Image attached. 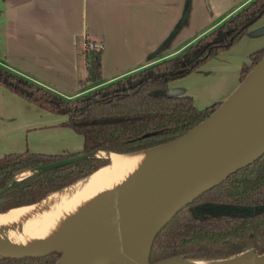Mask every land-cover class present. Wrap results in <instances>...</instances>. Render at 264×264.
<instances>
[{
	"label": "trees",
	"instance_id": "trees-1",
	"mask_svg": "<svg viewBox=\"0 0 264 264\" xmlns=\"http://www.w3.org/2000/svg\"><path fill=\"white\" fill-rule=\"evenodd\" d=\"M187 5V4H186ZM264 13V0H248L176 54L131 71L70 99L0 66V86L43 111L65 116L60 124L81 138L76 152H16L0 156V214L35 205L110 163L95 152L132 154L167 144L207 118L220 102L195 108L188 95L171 96L169 81L180 79L229 49ZM84 43V81L100 77V49ZM264 56L250 52L239 82ZM39 169L14 180L26 170ZM149 264H191L264 254V151L228 174L162 225L151 239ZM60 252L0 256V264H54ZM56 263V262H55Z\"/></svg>",
	"mask_w": 264,
	"mask_h": 264
},
{
	"label": "crops",
	"instance_id": "crops-1",
	"mask_svg": "<svg viewBox=\"0 0 264 264\" xmlns=\"http://www.w3.org/2000/svg\"><path fill=\"white\" fill-rule=\"evenodd\" d=\"M247 1L0 0V66L70 99L176 54ZM85 42L100 49L95 83L84 81ZM262 46L264 13L229 49L167 82L166 92L190 96L196 109L221 103L238 86L246 56ZM64 118L0 86V156L79 151L82 138L60 125ZM135 200L116 191L91 202L103 218L90 225L132 213ZM86 234L92 237L90 230Z\"/></svg>",
	"mask_w": 264,
	"mask_h": 264
},
{
	"label": "bare ground",
	"instance_id": "bare-ground-1",
	"mask_svg": "<svg viewBox=\"0 0 264 264\" xmlns=\"http://www.w3.org/2000/svg\"><path fill=\"white\" fill-rule=\"evenodd\" d=\"M261 61L262 66L264 58ZM241 94L250 96L258 108L235 109L225 118L222 129L207 140L199 139L197 132L191 131L167 144L132 154L95 152L96 156L103 153L110 163L86 180L81 179L88 183L84 187V182H75L35 205L0 214V255H35L58 250L61 257L55 264H120L119 259L131 260L136 254L144 261L148 238L142 244L139 242L138 224L125 208L121 209L126 215L120 225V249L116 256L108 255L111 246L106 235L92 231L93 225L92 237L78 234L79 228H88L90 223L103 218L100 212L95 214L98 210H92L90 203L116 191L120 196L145 202L149 195L198 186L203 172L241 165L264 150V72L249 76ZM35 170L23 171L15 180ZM113 246L117 248L116 240ZM97 252L98 260H93L92 253ZM237 258L192 264H238Z\"/></svg>",
	"mask_w": 264,
	"mask_h": 264
},
{
	"label": "water",
	"instance_id": "water-1",
	"mask_svg": "<svg viewBox=\"0 0 264 264\" xmlns=\"http://www.w3.org/2000/svg\"><path fill=\"white\" fill-rule=\"evenodd\" d=\"M185 15L186 13L185 11H183V16L185 17ZM263 58L264 56L262 57V59ZM262 59H260L259 62L246 73L243 79L239 82L238 86L235 88L233 92L230 93V96L227 99L222 101L216 108H214L213 112L207 118H205L203 121L198 123L197 126L192 128L187 133L191 131H196L197 137H199V139L207 140L212 134H214V132L222 129V125L224 123L225 118L228 115H230V113H234L235 109H241L247 106L254 110L257 109L258 105L254 103L253 99L248 95L246 96L241 94V91L243 85L246 83L249 76L257 72H264V64H262V66L260 65ZM263 151L264 150H262L256 155H253L252 157H249L247 162L241 165L219 167L211 172H207V171L203 172L199 180L198 186H193V187L185 186L180 191H177L175 193H170L169 191L166 190L156 195H149V197L145 196L147 197L145 202H140L138 199H136L133 202V211L132 213L129 214H131L132 219H134L138 224V230L140 233V237L138 239L139 242H141L142 244L144 239L148 238L147 253L144 261H142L141 256L136 254L133 259L130 260L126 257H123L118 260V263L149 264L147 263V255L150 248L149 245L151 243V239L158 231V229L162 225H164L167 222V220H169L175 214L176 211H178L188 202H190L195 197H197L201 192L216 185V183L224 179V177L232 173V171H234L235 169L248 164L250 160L261 154ZM38 170L39 169L35 171ZM123 217L124 216L120 218L118 217L116 218L115 216H111L106 218L105 220H102L98 225L92 227V229L96 231L103 230L105 232L104 234L106 235V241H108L111 246V250L108 255L112 257L116 256L120 249L118 243L120 241V235L122 232L120 229V225H121V221L123 220ZM90 227L91 225L84 232L79 231L78 234L80 233H83L82 235L86 234V231L90 230ZM115 240L117 242V248L113 246V242H115ZM51 251H58V250H51ZM51 251L42 254L50 253ZM42 254H35V255H42ZM97 254L98 252L95 254L92 253L93 260H98ZM35 255H19V256H35ZM3 256H7V255H3ZM19 256H9V257H19ZM60 257H61V252L57 260ZM235 257H238L237 258L238 264H254V263L264 264V254L255 255L252 250L240 253ZM100 264H110V263L101 262Z\"/></svg>",
	"mask_w": 264,
	"mask_h": 264
},
{
	"label": "rangeland",
	"instance_id": "rangeland-1",
	"mask_svg": "<svg viewBox=\"0 0 264 264\" xmlns=\"http://www.w3.org/2000/svg\"><path fill=\"white\" fill-rule=\"evenodd\" d=\"M220 22H221V21H220ZM220 22H219V23H220ZM219 23H218V24H219ZM215 26H216V25H215ZM165 58H166V57H165ZM161 60H162V59H161ZM238 84H239V83H238ZM98 156H99V157H104V154H103V153H98ZM98 156H96V157H98ZM86 229H88V228H82V227H81V228H79V231L82 230V232H84Z\"/></svg>",
	"mask_w": 264,
	"mask_h": 264
},
{
	"label": "built area",
	"instance_id": "built-area-1",
	"mask_svg": "<svg viewBox=\"0 0 264 264\" xmlns=\"http://www.w3.org/2000/svg\"><path fill=\"white\" fill-rule=\"evenodd\" d=\"M86 47L87 48H93V46L91 44H89V43H86Z\"/></svg>",
	"mask_w": 264,
	"mask_h": 264
}]
</instances>
